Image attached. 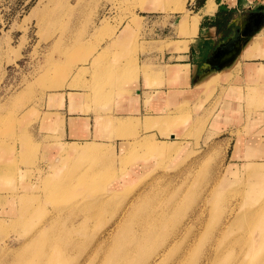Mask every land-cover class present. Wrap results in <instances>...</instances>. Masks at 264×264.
I'll return each instance as SVG.
<instances>
[{"label": "rangeland", "instance_id": "374dc122", "mask_svg": "<svg viewBox=\"0 0 264 264\" xmlns=\"http://www.w3.org/2000/svg\"><path fill=\"white\" fill-rule=\"evenodd\" d=\"M144 1L160 0H0V264H126L125 248L143 241L152 250L156 237L155 245L172 243L158 264L260 263L264 240L250 215L264 216V114L251 101L228 106L209 90L174 107L171 122L143 123L166 131L117 119L133 123L114 127L115 142L60 143L43 132L54 91L82 83L98 93L119 85L125 67L132 79L138 53L162 50L160 30L176 34L181 14L201 0H186L184 12ZM102 40L89 68L78 67ZM217 109L238 121L212 117ZM69 145L93 149L56 166Z\"/></svg>", "mask_w": 264, "mask_h": 264}, {"label": "crops", "instance_id": "0c3cea01", "mask_svg": "<svg viewBox=\"0 0 264 264\" xmlns=\"http://www.w3.org/2000/svg\"><path fill=\"white\" fill-rule=\"evenodd\" d=\"M208 1H194L193 10L196 12L189 16L199 15L195 33L180 31L177 34L178 22L176 34L172 28L160 30L165 31L163 49L139 52L135 58L138 71L132 79L125 77L127 73L124 72L131 71L125 67L114 81L119 85L115 83L98 93L90 91L88 84L82 83L54 91L50 100L44 103L43 114L49 118L43 124L47 129L43 132L60 143L115 142L118 138L111 136L112 132L116 133L114 124L117 119L127 117L136 120L137 128L142 132L166 131L170 125L159 130L156 127L144 128L143 123L146 125L147 119L163 117L171 122L174 107L198 103L206 98L209 90L211 101L222 95V103L241 109L248 105L249 100L252 110L259 109L256 112L264 114V0L250 5L246 0H236L230 6L222 0H213L215 9L211 12L207 11ZM226 14L229 15L227 20ZM244 33H250L248 40L230 64L222 68L217 63L214 68L206 64L207 58L218 47L215 59L223 61L226 58L224 52L231 49ZM114 38L119 41L125 37L116 35ZM92 42L93 36L88 35V43ZM106 43L108 41L102 40L95 51H90L88 66L79 64L78 67L89 68L91 61L105 49ZM105 70L106 67L102 68L101 74H105ZM73 76L74 73L70 79ZM87 76L82 79H89ZM207 104L208 101L203 103L198 115H202ZM220 109L212 117L218 115L221 122L227 123L238 121L224 117L226 113ZM40 118L41 112L39 125Z\"/></svg>", "mask_w": 264, "mask_h": 264}, {"label": "bare ground", "instance_id": "6f19581e", "mask_svg": "<svg viewBox=\"0 0 264 264\" xmlns=\"http://www.w3.org/2000/svg\"><path fill=\"white\" fill-rule=\"evenodd\" d=\"M185 2H186V0H169L166 3L165 0H160L158 3L147 4L144 1V4L142 3V6L141 7L145 8V9H150V10L151 9H164V8H168L170 10H174V11H178V12H184V9H185L184 8V6H185L184 4H185ZM214 9H215V3L213 2V0H209L207 2V11H210L211 12ZM198 19H199V15L198 14H193L191 16H189L186 13L181 14V16H180V18L178 20L179 30L181 32L190 31L191 33H195L196 26H197V23H198ZM203 80H205V79H203ZM201 82H202V80H201ZM130 121L131 120H118L116 122V124H115L116 129L119 131V130H125L126 128H129L131 126V122L133 123V121H131V122ZM145 124L146 125H149V124H155V123H154L153 120L147 119L146 122H145ZM161 147H162V145H158V146L155 147V149L160 150ZM92 149H93L92 147H86V148H83V149H78L75 145H69V146H67V147H65V148L62 149L61 157H64V158L57 157V159L55 160L56 161V166H58V165H59L58 167H64V166H66V163H67L66 159H69V158H66L67 156L70 157V155H74V154H78V155L85 156ZM93 151H96V150H93ZM0 171H3L1 165H0ZM231 211H232V209H230V212ZM250 217H254L255 218V221L260 222L259 235H260L261 240H264V216H260L258 214H254V215L252 214V215H250ZM156 239H157V237L153 241V245L154 246L152 247V250H149V251H147V250H145V249L142 248L143 241L137 242L134 246L130 247L129 249H126L125 248L124 257H125V260H126V264H128V261L131 259V257H130L131 255L130 254H132V252L130 250H133V251L136 252V254L134 255V257L132 259L133 264H154V263L158 264L159 262H156V259H160L159 261H161V259L166 255V253L169 252V249L172 248L171 247L172 243L171 242H168L169 241V239H168V241L165 242V243H161L160 245L159 244L158 245H155ZM128 241H129V238H128ZM235 241L237 242V240H235ZM252 242H257V239L253 238ZM252 242L248 245V249H251L252 246L254 245ZM237 244H238V242H237ZM140 245H141V247H139ZM205 246H207V245H205ZM245 249H246V254H247V248H245ZM245 249L242 252L243 254H245ZM148 252H150V253H148ZM192 253H193L194 256L196 255V251L195 250H192ZM211 253H212V251H211ZM179 254H180V252H179ZM183 254H184V252H183ZM208 255H209V253H208ZM220 255H221V253L220 254L219 253L218 254L216 253L214 256L212 255V258H211V255H210V260L213 259V258H215V257H217V256H220ZM138 256H140V257H138ZM240 258H241V256H240ZM178 259H180V258H178ZM177 261H179V260H177ZM195 261H196V259H195ZM112 264H113V262H112ZM230 264H245V261L244 260H240V259H238V260L236 259V261H234V262H232ZM246 264H248V263H246ZM259 264H264V252L260 256V263Z\"/></svg>", "mask_w": 264, "mask_h": 264}, {"label": "water", "instance_id": "95a60500", "mask_svg": "<svg viewBox=\"0 0 264 264\" xmlns=\"http://www.w3.org/2000/svg\"><path fill=\"white\" fill-rule=\"evenodd\" d=\"M262 8V7H261ZM250 35V33H244L243 37L241 39L238 40V42H236L235 44H232V48L225 51L224 53L226 54V58L223 61H217L215 59V56L218 54L219 52V47L217 49H215L211 55L209 56V58H207L206 60V64H209L211 68H214V64L217 63L219 68H222L223 66H226L228 64H230L238 55V53L240 52L241 48H242V44H244L247 40H248V36Z\"/></svg>", "mask_w": 264, "mask_h": 264}, {"label": "built area", "instance_id": "2783aa9c", "mask_svg": "<svg viewBox=\"0 0 264 264\" xmlns=\"http://www.w3.org/2000/svg\"><path fill=\"white\" fill-rule=\"evenodd\" d=\"M225 4H227L228 6H230L233 2H235L236 0H222ZM254 0H246V3L248 5L252 4Z\"/></svg>", "mask_w": 264, "mask_h": 264}, {"label": "trees", "instance_id": "16d2710c", "mask_svg": "<svg viewBox=\"0 0 264 264\" xmlns=\"http://www.w3.org/2000/svg\"><path fill=\"white\" fill-rule=\"evenodd\" d=\"M202 1V0H201ZM201 1H196L197 3H199V2H201ZM229 18V15L228 14H226V17H225V19L227 20ZM224 19V20H225Z\"/></svg>", "mask_w": 264, "mask_h": 264}]
</instances>
